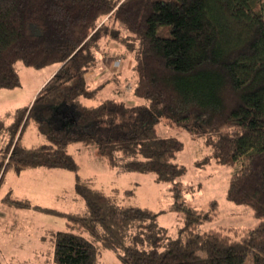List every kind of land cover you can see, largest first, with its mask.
I'll list each match as a JSON object with an SVG mask.
<instances>
[{
  "label": "trees",
  "instance_id": "obj_1",
  "mask_svg": "<svg viewBox=\"0 0 264 264\" xmlns=\"http://www.w3.org/2000/svg\"><path fill=\"white\" fill-rule=\"evenodd\" d=\"M111 49L112 63L125 54L132 61L137 101L84 104L103 86L90 87L88 72L102 70ZM18 62L55 68L10 127L0 182L8 168L64 169L83 209L60 212L9 193L3 201L82 230L49 233L55 264H97L99 247L123 264H243L249 256L264 264V0H0V89L19 85ZM108 76L117 83V72ZM29 120L46 142L24 145ZM162 124L203 140L208 153L194 166L234 168L225 197L251 210L253 226L217 223L216 199L203 209L180 199L184 145ZM73 142L96 147L108 167L123 158L124 167L172 183V208L183 211L177 235L155 227L158 212L83 184L67 152Z\"/></svg>",
  "mask_w": 264,
  "mask_h": 264
},
{
  "label": "rangeland",
  "instance_id": "obj_2",
  "mask_svg": "<svg viewBox=\"0 0 264 264\" xmlns=\"http://www.w3.org/2000/svg\"><path fill=\"white\" fill-rule=\"evenodd\" d=\"M123 58L118 60V65L113 63L115 66H111L113 68L104 67L107 72L104 69L97 71L95 69L88 72L87 82L90 87H94L98 83L92 81V78H95V80L101 79L100 81L103 82L104 79L102 78L105 73V75H111L118 71L122 81L115 85L112 83L108 86L104 85L95 99L85 100L87 104H97L101 99L109 96L120 98L126 102L137 101L132 92L134 80L131 74L132 61L123 62ZM54 68V64L36 69L18 62L16 69L20 78L19 85L13 88L0 89V158L9 137L10 127L19 110L29 105V102L32 101L31 98L36 94L41 84L49 78ZM104 77L108 78V76ZM108 82H112V79ZM162 129V131L177 136L184 145L183 150L176 159L177 162L186 167L185 174L177 179L181 188L180 199L185 201L187 205L197 209L206 208L210 200L216 199L220 205V219L217 220V223L225 227L253 226L256 220L252 216L251 210L236 205L225 197L228 179L234 168L219 165L213 161L203 167L194 166L196 159L208 153L209 149L204 146L203 140L192 138L186 131L170 128L164 124H162ZM22 140L28 147L46 142L43 135L37 132L32 120H29L26 124ZM67 152L78 163L77 173L83 184L104 191L118 205L145 207L158 212L154 221L155 227L166 228L167 233L172 237L177 235L183 211L172 208L174 203V197L170 189L172 183L157 180L151 173H142L124 167L123 163L126 160L123 158H121L119 165L108 167L94 146H84L80 142H73L67 146ZM29 175L30 172L29 174L25 172L14 175L12 168H8L0 182V198L11 190V198H30L31 202H36V197H42V193H37L36 188L31 189L27 185L26 179L29 180L27 178ZM39 183H41V180L34 182V186ZM67 183L66 180L62 183L64 196H55L52 193L49 198L45 197V200H47L48 206L60 212L63 210L72 213L81 212L80 203L82 202L80 198L75 195V199H68V195L63 191ZM33 192L36 194L31 195ZM5 204L7 207L5 206V210L0 213V264H55L51 260L50 253L52 249L48 245L51 238H49L46 230L52 228L82 231L72 227L65 217L42 212L31 207H15L14 205ZM3 207L4 205L0 204V210ZM129 232L136 233L138 229L132 227ZM82 234L87 235L85 232ZM97 264L123 263L115 250L99 247ZM243 264H251V257H247Z\"/></svg>",
  "mask_w": 264,
  "mask_h": 264
},
{
  "label": "crops",
  "instance_id": "obj_3",
  "mask_svg": "<svg viewBox=\"0 0 264 264\" xmlns=\"http://www.w3.org/2000/svg\"><path fill=\"white\" fill-rule=\"evenodd\" d=\"M115 55V53L113 52V50L111 49V52L109 53V54H106L105 56H101V62H103V69H104V67H106V68H111V66L113 65V63H112V57ZM125 57V59L123 60V62H125V61H128L129 59H128V57H127V55L125 54L124 55ZM104 57H107L105 60H104ZM100 62V65L102 64ZM98 70V68L96 69V71ZM105 70H107V69H105ZM110 70V69H109ZM104 72V71H103ZM102 72V74H104ZM118 74H119V72L118 71H116ZM106 74V73H105ZM103 75V78L102 79H104L103 80V82H101L100 80L101 79H99V80H95V78L93 79L92 78V81H97L98 83L96 84V85H98L99 83H103V86H102V88L104 87V85H107L108 86V84H110V83H112V84H114L115 85V82H108V81H110V77L111 76H108V75ZM131 74H132V72H131ZM104 76H108V78L106 77H104ZM101 77V76H100ZM99 77V78H100ZM117 78H119L118 79V81H117V83H119L120 81H122V79H120V75H118L117 76ZM90 79V78H89ZM106 79H108V80H106ZM44 83V82H43ZM42 83V84H43ZM116 83V84H117ZM41 84V85H42ZM95 85V86H96ZM40 88V87H39ZM34 97V96H33ZM33 97L31 98V100L33 99ZM110 97V96H109ZM113 98H115V97H113ZM117 99H120V98H117ZM83 101V103L84 104H87L86 102H85V100H82ZM31 102V101H30ZM29 102V103H30ZM87 105H89V104H87ZM34 123V122H33ZM34 125H35V127H36V124L34 123ZM37 129V128H36ZM38 132V131H37ZM39 133V132H38ZM40 134V133H39ZM23 141V140H22ZM25 145V144H24ZM26 146V145H25ZM13 170V169H12ZM25 172H27L28 174H29V172H30V175L27 177L29 180H27L26 179V183H27V185H29L30 187H31V189H37L36 190V192L37 193H42V197H40V196H37L36 198H37V200H35L36 202H31L29 199H27V200H29L32 204H36V205H39V206H42V207H47V208H51L50 206H48L49 204H48V202H46L47 200H45V197H47V198H49V196H51V194L53 193L55 196H58V195H61V196H64V194H63V192H62V183H63V181L64 180H66L68 183L65 185V187H64V189H63V191L64 192H66V194L68 195V199H75V191H74V183H75V175L72 173V172H69V171H66V170H64V169H59V168H55V169H52V168H44V167H34V168H29V169H27V168H25V169H23V170H21L19 173H16L14 170H13V174L14 175H19V174H22V173H25ZM4 175V174H3ZM41 180V183H39L38 185L36 184L35 186H34V182H36V181H40ZM32 183H33V185H32ZM10 191L11 190H9L8 192H6V194L7 193H9V195H10ZM5 194V195H6ZM34 194H36L35 192H33V194H31V195H34ZM5 195H4V197H5ZM4 197H2V198H0V204H3L4 205V209L3 208H1V210H0V213L2 212V211H4L5 210V206H6V204H5V202L3 201V198ZM34 197V196H33ZM78 197V196H77ZM79 198V197H78ZM21 199V198H20ZM81 200V199H80ZM82 202V201H81ZM42 203V204H41ZM81 204V207H80V209H83V203H80ZM7 207V206H6ZM54 209V208H53ZM57 210V209H56ZM78 211H81V210H78ZM43 212V211H42ZM61 212H67V211H61ZM68 213H71V212H68ZM56 230H58V229H52V228H50V229H47L46 231H47V233L49 234V233H51V232H53V231H56ZM42 234V233H41ZM46 234V232L44 233V235ZM42 238H43V236H41ZM49 238H50V234H49ZM51 240V239H50ZM48 245H50L51 246V249H52V242L51 241H48ZM50 255H51V260H52V250H51V253H50Z\"/></svg>",
  "mask_w": 264,
  "mask_h": 264
},
{
  "label": "built area",
  "instance_id": "obj_4",
  "mask_svg": "<svg viewBox=\"0 0 264 264\" xmlns=\"http://www.w3.org/2000/svg\"><path fill=\"white\" fill-rule=\"evenodd\" d=\"M115 63L118 64L117 61Z\"/></svg>",
  "mask_w": 264,
  "mask_h": 264
}]
</instances>
